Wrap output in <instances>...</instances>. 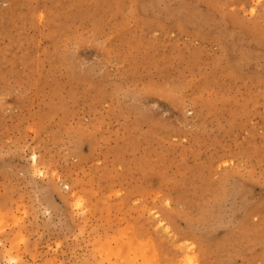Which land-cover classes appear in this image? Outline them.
<instances>
[{"label":"rangeland","instance_id":"1","mask_svg":"<svg viewBox=\"0 0 264 264\" xmlns=\"http://www.w3.org/2000/svg\"><path fill=\"white\" fill-rule=\"evenodd\" d=\"M0 264H264V0H0Z\"/></svg>","mask_w":264,"mask_h":264}]
</instances>
